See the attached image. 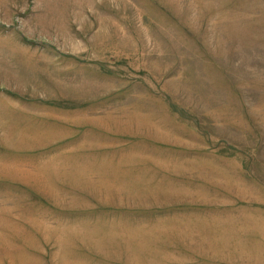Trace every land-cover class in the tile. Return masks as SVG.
Instances as JSON below:
<instances>
[{"label": "rangeland", "instance_id": "obj_1", "mask_svg": "<svg viewBox=\"0 0 264 264\" xmlns=\"http://www.w3.org/2000/svg\"><path fill=\"white\" fill-rule=\"evenodd\" d=\"M0 264H264V0H0Z\"/></svg>", "mask_w": 264, "mask_h": 264}]
</instances>
